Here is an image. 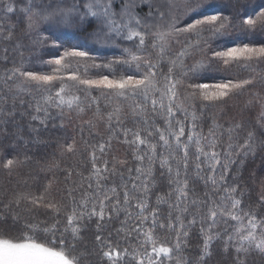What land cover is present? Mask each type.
<instances>
[{"label":"snow or ice","instance_id":"snow-or-ice-1","mask_svg":"<svg viewBox=\"0 0 264 264\" xmlns=\"http://www.w3.org/2000/svg\"><path fill=\"white\" fill-rule=\"evenodd\" d=\"M257 7L0 0V264H264Z\"/></svg>","mask_w":264,"mask_h":264},{"label":"trees","instance_id":"trees-1","mask_svg":"<svg viewBox=\"0 0 264 264\" xmlns=\"http://www.w3.org/2000/svg\"><path fill=\"white\" fill-rule=\"evenodd\" d=\"M241 3L246 5L249 10H251L252 8H256V10L258 11L259 10V8L257 7L258 5L264 6V0H241ZM228 11L230 10L226 9V14ZM111 54L112 52L110 50H102L100 52V55L102 57L103 56L110 57ZM50 135H51V140L47 147H45L44 145L30 146V154L33 155V164H35V161H39L40 164L42 165L46 159H50L52 154L56 152L55 138L58 136L70 137L74 135L73 127L72 125H68L66 123V126L64 129H53ZM259 165H260V161L257 159L255 164H249V168L250 169L258 168ZM258 176H264V173H260L258 171ZM4 179L5 178L2 175H0V183H3Z\"/></svg>","mask_w":264,"mask_h":264}]
</instances>
